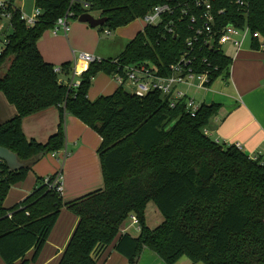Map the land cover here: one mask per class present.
Here are the masks:
<instances>
[{"label":"trees","instance_id":"1","mask_svg":"<svg viewBox=\"0 0 264 264\" xmlns=\"http://www.w3.org/2000/svg\"><path fill=\"white\" fill-rule=\"evenodd\" d=\"M191 1L35 0L41 15L30 28L20 20L19 9L9 8L11 33L0 53V93L16 114L0 123V147L26 166L13 172L0 162V258L4 264H27L29 251L35 259L62 209L77 224L58 264H100L111 245L127 264H138L144 249L164 264H175L181 257L201 264H264V164L203 133L218 105L201 104L191 117L184 104L171 108L158 92L138 98L123 87L94 101L88 99L96 74H122L119 66L145 63L156 66L160 76L169 75L189 36L188 18L181 19L177 10L163 15L161 24L146 26L134 36L115 59L118 65L114 60L90 63L74 89L64 84L71 73L70 63L60 65L57 74L37 48L43 32L65 14L77 19L95 13L107 19L98 27L100 32L115 31L157 6ZM248 2L247 24L264 43V0ZM222 6L227 11L220 20L244 23L234 5ZM170 24L173 34L167 32ZM195 48L200 58L218 66L212 82L228 78L231 58L220 50ZM251 49L259 51L257 42ZM52 107L59 111L57 131L45 144L27 140L22 120ZM65 115L75 117L101 138L97 153L103 188L64 201L49 188L53 176L48 183L38 177L26 198L5 208L10 188L25 180L32 164L64 148ZM149 202L163 217L154 229L144 221ZM131 215L140 228L136 237L120 231Z\"/></svg>","mask_w":264,"mask_h":264},{"label":"crops","instance_id":"2","mask_svg":"<svg viewBox=\"0 0 264 264\" xmlns=\"http://www.w3.org/2000/svg\"><path fill=\"white\" fill-rule=\"evenodd\" d=\"M60 42L65 44L62 39ZM37 48L43 60L54 65L55 68L63 63H69L67 61L56 62L52 56L46 54L39 42ZM231 49L233 55L230 56L231 64L226 82L223 81L214 89L212 87L216 81H213L207 90L186 89V91L195 102L198 97L197 104L199 105L216 104L219 106L216 115L210 119L205 128L207 136L211 140L227 145L238 144L240 150L248 157H257L264 161V57L251 49V46L243 53L240 49L237 54L232 47ZM74 62L73 68H71L73 75L66 79L67 82L74 81L78 75L80 77L89 66V63L85 64L80 56L79 61ZM79 67H81L80 70ZM217 80H221V78ZM92 81L88 92L89 101H94L100 96L111 95L117 89L114 81V88L109 87L104 83V80L98 78ZM190 92L193 93L190 94ZM15 114V107L9 104L4 95L0 93V123L12 119ZM59 121L58 109L48 108L25 117L21 122V131L27 140L45 144L49 137L57 131ZM64 129V148L57 153L47 154L32 164L25 180L9 190L3 204L5 208H10L26 198L33 190L38 177L46 178L57 173L62 175L64 201H71L86 193L103 188L97 153L101 138L71 115L64 116ZM76 224L77 219L66 209H62L47 242L36 258V264H58ZM131 228L136 229L127 221L120 231L124 230L125 233L130 234ZM132 236L136 237L137 235ZM114 254L117 253L113 251L111 245L105 254L108 256L102 260V264H109L111 258H116L117 262L125 264V259L121 261V259L113 257ZM31 255L32 251H29L26 257ZM138 264L164 263L155 253L144 249ZM175 264L201 263H192L187 257H181Z\"/></svg>","mask_w":264,"mask_h":264},{"label":"built area","instance_id":"3","mask_svg":"<svg viewBox=\"0 0 264 264\" xmlns=\"http://www.w3.org/2000/svg\"><path fill=\"white\" fill-rule=\"evenodd\" d=\"M221 3L234 5L236 12L244 19V23L239 24L234 21L224 23L220 20L227 11L226 7L222 6ZM85 7L87 6L85 5ZM9 8L15 10L17 7L11 0H5L0 3V24L2 21H8L11 29L10 21L12 15ZM175 10L179 11V17L181 19L188 18V24H186L188 28L186 30L189 36L185 41L184 49L179 52L177 60L170 67L169 75L160 76L156 66L140 63L130 66H119L122 74H115L112 78L117 87H123L127 93L138 98L145 97L149 93L158 92L169 101L171 108H175L178 103H182L184 104L185 112L191 117H194L200 105L192 97L188 96L186 89L207 90L209 85L212 84L211 79L219 71L218 66L213 65L207 58H200L195 52L197 49L195 47H199V49L204 47L212 51L214 49L220 50L222 46L228 45L237 54L246 39H248L250 46L253 42H257L259 50L262 51L264 50V43L261 36L257 32H252L247 24L249 14L248 0H193L190 3L178 4L175 7L167 4L157 6L151 13L142 18L145 23L144 27L161 24L162 16L172 14ZM19 14L20 20L24 22L27 28H30L37 23L41 15V10L36 8L31 17H26L21 11ZM68 18H71V15L68 16L65 14L63 17L57 19L54 25L56 27L52 31L54 36L57 35L56 30L58 29H62L64 34L67 33ZM173 31L174 28L170 24L167 32L173 34ZM105 33L106 35H110V32L107 30H105ZM174 36L176 37V34ZM6 41L7 35L0 44V53ZM80 59L89 64L96 61L95 58L85 53L80 55ZM113 63L118 65L115 60ZM54 71L57 74L61 72L59 67L55 68ZM219 78L217 77L216 80ZM64 84L68 89H74L79 83L71 80ZM203 133L207 136L206 129ZM234 146L240 150L238 144ZM252 159L254 161L258 160L257 157H253ZM261 163L264 164V161H261ZM53 177L54 179L51 185H49V188L55 189L57 193L62 195V175L61 173H57ZM45 182H49L48 177L45 178ZM128 221L131 226L138 228V230L140 229L134 215H131ZM121 233H125L124 230Z\"/></svg>","mask_w":264,"mask_h":264},{"label":"rangeland","instance_id":"4","mask_svg":"<svg viewBox=\"0 0 264 264\" xmlns=\"http://www.w3.org/2000/svg\"><path fill=\"white\" fill-rule=\"evenodd\" d=\"M4 1L5 0H0V3ZM34 1L35 0H12L13 4L18 9H20L21 13L26 17H31L33 15L36 9ZM91 15L97 18V15L95 13ZM67 24L68 31L66 33V36L64 35L62 29L56 30L57 35L54 36L52 34V31L56 27L54 26L53 28H50L43 32L40 37L39 43L42 44L43 50L46 52V54L52 56V59L56 60V62L67 61L70 63L71 68H73V64L75 63L74 61H79V56L82 53H87L89 56L95 58L98 61L115 60L122 55L125 46L138 32H141L145 26V23L142 19H137L126 27L116 29L115 31H109L110 35H106L105 30L100 32L98 28L92 29L88 25L79 23L77 19L68 18ZM10 33L11 29L9 27V22L2 21V23L0 24V44L3 42L5 36ZM61 39L65 41L64 45L62 44V42H60ZM241 49L242 53L250 49L248 39H246V41L243 43ZM220 52L229 58L233 55V50L228 45L222 46L220 48ZM256 53L264 57V50L256 51ZM84 63L86 64L87 62ZM84 63H82V65H84ZM80 68L81 67H79V70ZM70 75H73V71ZM79 78L80 77L78 75L74 82H77ZM97 78L104 80V83H106V85H108L109 87H115L112 75L98 73L93 78V80ZM227 79L221 78V80H216L212 89L216 88L223 81L226 82ZM191 93L193 92H190V94ZM196 103H198V97ZM144 221L146 226L150 229L156 228L163 221V217L160 215L153 202H149L146 205L144 212ZM138 233V228L130 229L131 235L136 236L138 235ZM114 255L115 256L113 257H117L118 259H121V261L125 259V264H127L126 258H124L123 256H119L118 254ZM26 258L28 259L27 264H36L37 262V257L35 259H32V255L27 256ZM115 259L116 258H111L109 260V264H122L121 262H117ZM0 264H4L1 258ZM100 264H102V262Z\"/></svg>","mask_w":264,"mask_h":264},{"label":"water","instance_id":"5","mask_svg":"<svg viewBox=\"0 0 264 264\" xmlns=\"http://www.w3.org/2000/svg\"><path fill=\"white\" fill-rule=\"evenodd\" d=\"M77 21L81 24H86L90 28L95 29L104 25L107 21L106 18H95L91 14L85 13L77 18ZM0 162L4 163L6 167L13 172H16L26 166V163H21L17 159V156L10 150L0 147Z\"/></svg>","mask_w":264,"mask_h":264}]
</instances>
